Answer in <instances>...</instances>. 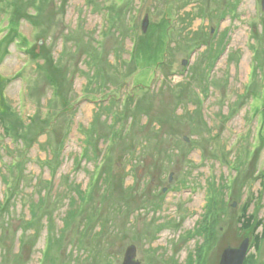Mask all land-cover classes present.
I'll return each instance as SVG.
<instances>
[{
	"label": "rangeland",
	"instance_id": "rangeland-1",
	"mask_svg": "<svg viewBox=\"0 0 264 264\" xmlns=\"http://www.w3.org/2000/svg\"><path fill=\"white\" fill-rule=\"evenodd\" d=\"M263 2L0 0V264H264Z\"/></svg>",
	"mask_w": 264,
	"mask_h": 264
},
{
	"label": "trees",
	"instance_id": "trees-1",
	"mask_svg": "<svg viewBox=\"0 0 264 264\" xmlns=\"http://www.w3.org/2000/svg\"><path fill=\"white\" fill-rule=\"evenodd\" d=\"M33 6H34V4H31V6L29 5V8L28 9L29 10H33L34 12H37ZM149 30H150V27L148 28V31ZM212 44L209 45L210 48H212ZM221 48H223V47L221 46ZM213 50L214 51L212 53H214L215 55H218L217 54L218 48H217L216 44H215ZM224 51H223V53H224ZM218 57H219V55L217 56V58ZM216 60L217 59L215 58V61ZM8 112H9V107L6 104H3V106H0V116L1 117L2 116L4 117V115H7ZM3 122H4V120L2 119V121L0 123L3 124ZM3 127H5V125H3ZM85 132L86 133L83 135L84 136L83 145L85 146L84 147L85 151L83 152V154L80 157L82 159H84L87 156H89V150L92 149L91 142H90V140H91L90 139V135H91V132H93V131L91 130V127L89 129H87ZM8 134H10V129L5 127L4 136L5 135H8ZM262 135H263V131H262ZM62 149L63 148H61V146H59V151L56 152V153L57 154H60V152L62 153ZM87 160H89V158H87ZM9 182H10V180L7 181V183H9ZM262 183H263V186H264V181ZM6 199L7 200L3 199L2 203H0V215H1L0 221L3 218H5L6 216L4 217V215L8 213V209L7 208L9 207V203L10 202H9V199L8 198H6ZM10 209H11V204H10L9 210ZM246 211H247V208L243 211V214H242L243 216L241 218V221L243 223L242 229L243 228H247V229L250 228L253 225L254 220H255V216L254 215L249 216L246 213ZM3 213H5V214H3ZM78 215H80V214L74 213V216H71V217L69 216V217L70 218H73V220H75V217H77ZM219 216H220V212H219V209L217 207L216 202H214L213 200L210 199L209 200V204L206 206L204 216L202 217V219H201V221H200V223L198 225V228L195 231L199 235H202V237L204 238V243L196 251L197 252L196 253V256H198L197 257V262L199 261L201 263V260L204 258V253H205L206 247L211 243V241L215 237L214 235H215V232H216V226H217V224H218V222L220 220V217ZM31 223L32 222H30L29 224H31ZM256 224H257V227H262L263 228V231H262L261 235L257 237V240H256V243H257V242H260L261 240L264 239V220H258ZM46 254L47 253L44 252V257H46ZM248 262H249V259H248V261H246L245 264H248Z\"/></svg>",
	"mask_w": 264,
	"mask_h": 264
},
{
	"label": "water",
	"instance_id": "water-1",
	"mask_svg": "<svg viewBox=\"0 0 264 264\" xmlns=\"http://www.w3.org/2000/svg\"><path fill=\"white\" fill-rule=\"evenodd\" d=\"M264 4V2H263ZM149 17H146L142 24V30L144 33L148 31L149 28ZM44 41L40 42V45ZM187 62H183L186 66ZM249 251V240H245L244 243L238 249L227 248L223 251L221 255L220 264H245L246 258ZM123 264H142L137 260V247L131 246L127 249Z\"/></svg>",
	"mask_w": 264,
	"mask_h": 264
}]
</instances>
